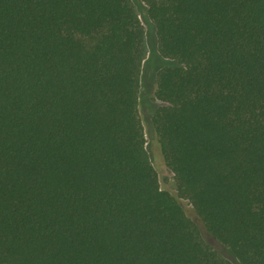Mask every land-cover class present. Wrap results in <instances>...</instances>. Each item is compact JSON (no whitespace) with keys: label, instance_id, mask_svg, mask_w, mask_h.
Wrapping results in <instances>:
<instances>
[{"label":"trees","instance_id":"trees-1","mask_svg":"<svg viewBox=\"0 0 264 264\" xmlns=\"http://www.w3.org/2000/svg\"><path fill=\"white\" fill-rule=\"evenodd\" d=\"M180 193L264 264V0H143ZM133 0H0V264H229L159 184Z\"/></svg>","mask_w":264,"mask_h":264},{"label":"rangeland","instance_id":"rangeland-1","mask_svg":"<svg viewBox=\"0 0 264 264\" xmlns=\"http://www.w3.org/2000/svg\"><path fill=\"white\" fill-rule=\"evenodd\" d=\"M139 13L145 31L146 55L143 61L139 93V113L142 120L146 148L151 162L155 167L161 189L169 191L184 207L186 213L199 226L205 241L214 248L218 254L229 264H240L230 249L215 238L206 228L203 221L196 214L191 201L183 196L177 186L175 175L168 167L159 142V138L153 125V116L157 109L164 103L156 97L158 72L165 66L172 64L173 60L162 56L155 24L148 14L147 5L143 0H133Z\"/></svg>","mask_w":264,"mask_h":264}]
</instances>
